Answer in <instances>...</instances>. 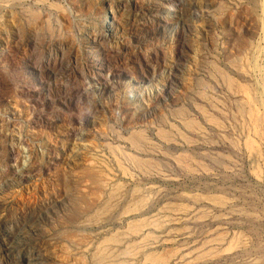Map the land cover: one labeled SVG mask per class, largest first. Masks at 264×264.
<instances>
[{
  "label": "rangeland",
  "instance_id": "1",
  "mask_svg": "<svg viewBox=\"0 0 264 264\" xmlns=\"http://www.w3.org/2000/svg\"><path fill=\"white\" fill-rule=\"evenodd\" d=\"M263 26L264 0H0V264H264Z\"/></svg>",
  "mask_w": 264,
  "mask_h": 264
},
{
  "label": "bare ground",
  "instance_id": "2",
  "mask_svg": "<svg viewBox=\"0 0 264 264\" xmlns=\"http://www.w3.org/2000/svg\"><path fill=\"white\" fill-rule=\"evenodd\" d=\"M34 3V2H33ZM104 22H105V25L106 26H110V25H113V23H115V12H113V10H108L107 11V13L105 14V16H104ZM111 28H112V26H111ZM263 28H264V26H263ZM111 30V29H110ZM112 31V30H111ZM29 88V87H28ZM19 92H21L22 94H25V95H28V96H30V95H33V94H31V92H30V90H28V89H26V88H22V89H20V91ZM132 140V139H131ZM247 145H248V148L250 149V152H251V163H255L256 162V149H255V147H254V144L251 142V141H249L248 143H247ZM11 154V153H10ZM34 168H32L31 170H28L27 171V173L28 174H35V172H36V168H35V166H33ZM132 224V223H131ZM136 224H137V222H136ZM135 224V225H136ZM142 224V223H141ZM133 228H134V226H133ZM135 228H137V226H135ZM138 229V228H137ZM131 230V229H130ZM134 232V231H133ZM136 232V231H135ZM140 233V232H139ZM123 236V235H122ZM125 236V235H124ZM145 237V236H144ZM120 238V237H119ZM122 238V237H121ZM120 241H121V239H120ZM167 241V240H166ZM118 242V241H117ZM118 243H120L121 244V242H118ZM129 244V243H128ZM137 244V243H136ZM102 248V247H101ZM108 248V247H107ZM103 249V248H102ZM117 249V248H116ZM128 249V248H127ZM141 249V248H140ZM129 250V249H128ZM137 250H139V249H137ZM99 251V250H98ZM97 251V252H98ZM124 251V250H123ZM125 251H126V249H125ZM124 251V252H125ZM96 252V253H97ZM103 252H105L104 250H103ZM136 253H137V251H136ZM99 254V253H98ZM102 254V253H101ZM104 254V253H103ZM129 254H134L133 252L132 253H129ZM151 254V253H150ZM175 254V253H174ZM119 255V254H118ZM153 255V254H152ZM163 255V254H162ZM161 255V256H162ZM97 256V255H96ZM104 256V255H103ZM122 256H123V254H122ZM130 256V255H129ZM147 255H145V257H146ZM184 256V255H183ZM197 256V255H196ZM95 257V256H94ZM134 257H135V255H134ZM168 257H169V255H168ZM198 257V256H197ZM103 258V257H102ZM101 258V259H102ZM158 257H156V259H157ZM196 258V257H195ZM166 259H167V257H166ZM98 260V259H97ZM100 260V259H99ZM112 260H114V259H112ZM146 260V259H145ZM148 260V259H147ZM160 260H163L162 258L160 259ZM165 260V259H164ZM182 260V259H181ZM110 261V260H109ZM151 261V260H150ZM155 261V260H154ZM94 262V261H93ZM97 262H99V261H97ZM102 262V261H101ZM106 262H107V260H106ZM116 262V261H115ZM115 262H113V263H115ZM131 262V261H130ZM156 262V261H155ZM157 262H158V259H157ZM156 262V263H157ZM88 263V262H87ZM152 263H154V262H152ZM160 263V262H159ZM161 263H163L162 261H161ZM94 264V263H93ZM102 264H104L103 262H102ZM117 264V263H116ZM145 264V263H144Z\"/></svg>",
  "mask_w": 264,
  "mask_h": 264
}]
</instances>
